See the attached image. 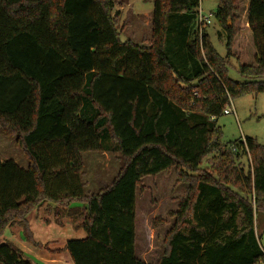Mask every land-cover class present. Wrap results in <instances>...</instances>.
<instances>
[{
  "label": "trees",
  "instance_id": "trees-1",
  "mask_svg": "<svg viewBox=\"0 0 264 264\" xmlns=\"http://www.w3.org/2000/svg\"><path fill=\"white\" fill-rule=\"evenodd\" d=\"M238 2L219 0L215 10L227 33L223 56L200 28L201 0H155L149 44L122 40L117 0H0V130L28 161L0 155V237L20 222L41 247L27 216L52 204L57 224L72 215L86 232L65 245L74 264H150L136 255L137 190L175 168L188 188L158 264L264 261L256 224L264 146L253 137L223 143L216 123L234 99L264 92V0H249L251 63L238 48ZM232 58L243 81L229 75ZM108 150L122 166L86 192L83 152ZM0 264L34 263L0 243Z\"/></svg>",
  "mask_w": 264,
  "mask_h": 264
},
{
  "label": "rangeland",
  "instance_id": "rangeland-1",
  "mask_svg": "<svg viewBox=\"0 0 264 264\" xmlns=\"http://www.w3.org/2000/svg\"><path fill=\"white\" fill-rule=\"evenodd\" d=\"M240 19L237 24L245 32L238 40V48L243 50L242 62L251 63L253 44L250 41L245 47L250 30H244L247 20V0H239ZM155 0H117L115 13L117 14V26L121 31L122 40L132 39L136 42L149 44L152 38V14ZM219 0H201L199 10L205 17H210V22L203 28L209 33L210 39L218 50L225 56L226 31L218 24L215 10ZM227 25H233L232 19ZM244 46V47H243ZM242 53V51H241ZM253 58V57H252ZM229 75L235 80L243 81L244 77L239 72V64L236 58H232L228 65ZM226 108H232L233 113H224L217 118V125L222 128L223 143L253 137L264 146V92L258 94H246L232 101ZM0 155L2 160L13 159L19 165L27 168L28 161L22 149L16 143L15 136L7 135L0 130ZM85 164L84 181L87 182L86 192H96L106 187L117 175L123 164L119 153L114 150L86 151L82 154ZM210 157L206 158L209 160ZM241 162L246 170L251 162L248 156H243ZM207 162L202 164L205 167ZM137 190L136 200V255L150 264H158L165 247L164 242L168 231L174 225L172 213L177 211L180 199L185 195L188 184L177 181L176 169L171 168L156 176H146L141 181ZM51 208L48 213L45 206L33 209L27 216L31 223L36 242L41 248L29 243L23 235V227L18 223L6 228L0 237V243H13L20 247L34 264H74L68 251H50L53 248L64 246L70 239H80L86 236L83 229L72 227L74 216H64L63 225L54 221L48 222L45 217L54 218ZM49 219V220H50ZM257 234L260 236L264 249V214L256 215ZM43 243V244H42ZM49 247V248H48ZM67 259V260H66ZM264 264V261H262Z\"/></svg>",
  "mask_w": 264,
  "mask_h": 264
},
{
  "label": "crops",
  "instance_id": "crops-1",
  "mask_svg": "<svg viewBox=\"0 0 264 264\" xmlns=\"http://www.w3.org/2000/svg\"><path fill=\"white\" fill-rule=\"evenodd\" d=\"M248 1V6H247V15H248V7H249V0H247ZM244 30H247V31H249L250 30V27H249V23H248V16H247V20H246V22L244 23ZM77 204H75L74 206H76ZM45 206V211L48 213V209H50L51 208V210H52V214H54V205H52L51 204V206H49L48 204H45V205H43V206H41V207H38V208H42V207H44ZM28 219V218H27ZM49 217H45V220L46 221H48V222H51V221H54V218H52V219H50ZM30 222V221H29ZM55 222V221H54ZM64 222V221H63ZM16 223H18L19 225H21L20 224V222H16ZM72 224V223H71ZM14 225V224H13ZM30 225H31V223H30ZM72 227H74L73 225H72ZM76 229V228H75ZM80 229H82V228H80ZM80 229H77V230H80ZM66 243H67V241L64 243V246L62 245L61 247H58V248H53V249H51L50 251H65L66 249H65V245H66ZM43 244V243H42ZM20 248V247H19ZM41 248V247H40ZM49 248V247H48ZM21 249V248H20ZM22 250V249H21ZM23 251V250H22ZM67 251V250H66ZM24 252V251H23ZM24 254H25V252H24ZM25 256H26V254H25ZM67 260V259H66ZM67 264H69V261L67 260Z\"/></svg>",
  "mask_w": 264,
  "mask_h": 264
},
{
  "label": "built area",
  "instance_id": "built-area-1",
  "mask_svg": "<svg viewBox=\"0 0 264 264\" xmlns=\"http://www.w3.org/2000/svg\"><path fill=\"white\" fill-rule=\"evenodd\" d=\"M209 22H210V17H209V16H208V17L203 16V15L201 14V11H200V12H199V24H200V28L203 29L204 24H205V23H209ZM233 112H235V111H233L232 108H229V109L226 108V109L224 110V113H227V114H229V113H233ZM212 119H215V118L213 117ZM232 150H233L234 152H236V151H237V148H236L235 146H233V147H232ZM257 264H262V261L259 262V263H257Z\"/></svg>",
  "mask_w": 264,
  "mask_h": 264
}]
</instances>
